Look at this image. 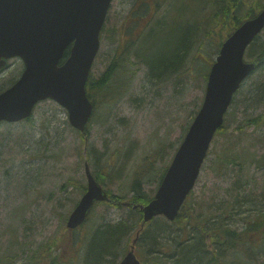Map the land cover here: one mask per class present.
I'll return each mask as SVG.
<instances>
[{
    "label": "rangeland",
    "instance_id": "374dc122",
    "mask_svg": "<svg viewBox=\"0 0 264 264\" xmlns=\"http://www.w3.org/2000/svg\"><path fill=\"white\" fill-rule=\"evenodd\" d=\"M253 1L258 0H244V9H250ZM194 2L113 0L92 72V78H104V84L99 91L89 90L96 103V114L87 129V150L83 135L70 124L66 109L54 100L41 101L30 121L0 126V264H85L86 236L99 220L116 221L124 216L127 210L122 203L132 196L134 179H141L143 191L154 196L159 184L157 179L170 165L203 102L206 74L231 25L219 27L203 44L189 49H198L195 56L200 62L199 71L206 77L198 73V65L195 69L196 62L187 61L192 58L189 54L166 72L167 76H172H153L148 65L139 59L140 54L136 50L130 52L127 44L137 41L140 29L147 24L156 28L158 21L167 18L172 5V16L177 17L183 11L187 20L179 28L192 29L193 25L187 22L197 19ZM136 24L138 30L134 31ZM208 28V22L204 23L203 29ZM156 35H145L141 47L145 48L147 56L159 61L174 39L169 35L156 38ZM148 39L153 44L150 49L144 46ZM119 52V58L124 57L123 52L127 60L122 73L114 58ZM10 62V66L0 71V89L9 86L21 72L19 59ZM254 79L255 76L245 81L226 116L231 127L229 133L251 111L255 114L264 111V106L252 104ZM117 85L120 92L113 98ZM111 98L115 101L111 102ZM244 130L262 137L264 125L249 124ZM234 134L244 136L240 130ZM226 145L225 136L216 135L190 200L197 211L204 204L212 203L213 207L215 202L225 212L227 189L231 188L234 178L240 183L250 181L245 191L253 193V204L241 202L239 213L235 211L234 215L225 216L223 223L225 230L228 226L237 230L236 240L229 235L226 244H213L212 248L222 251L221 264H264V229L251 232L245 226L248 220L264 213V167L255 164L243 170L227 169L225 173L226 169L215 162ZM259 148L258 154H261L262 142ZM86 162L109 193L115 195V201L110 205L98 204L92 218L71 232L67 220L82 195V187L86 188ZM149 168L153 171L151 177H148ZM217 210L221 211L213 209ZM136 250L147 264L145 248L137 244Z\"/></svg>",
    "mask_w": 264,
    "mask_h": 264
},
{
    "label": "water",
    "instance_id": "95a60500",
    "mask_svg": "<svg viewBox=\"0 0 264 264\" xmlns=\"http://www.w3.org/2000/svg\"><path fill=\"white\" fill-rule=\"evenodd\" d=\"M111 0H0V67L3 58L20 55L27 68L22 77L0 94V120L28 117L35 103L51 97L69 111L71 123L84 130L92 112L85 84L99 48V32ZM264 28V8L243 22L223 42L211 67L204 102L163 178L143 207L145 221L165 214L173 220L199 177L216 130L222 125L234 93L254 69L244 55ZM74 40L71 56L58 66ZM88 190L68 219L81 224L96 200L107 199L87 167ZM119 264H142L134 247Z\"/></svg>",
    "mask_w": 264,
    "mask_h": 264
},
{
    "label": "trees",
    "instance_id": "16d2710c",
    "mask_svg": "<svg viewBox=\"0 0 264 264\" xmlns=\"http://www.w3.org/2000/svg\"><path fill=\"white\" fill-rule=\"evenodd\" d=\"M160 0H155L159 3ZM250 9L245 10L244 0H195V8L197 13V19L189 20L187 23L192 24V29H187L183 31L179 26L185 23V16H183V11L177 17L172 16L173 5L171 12L168 14L167 18L158 21L154 25L145 26V28L140 29V34L137 41H131L127 44L129 51L133 52L136 50L139 53V59L151 70L153 76H167L168 70L176 67L178 61L185 60L187 54L191 55L190 62H196V67L198 65V73L200 62L196 59L195 51L197 48L189 50L192 46H200L205 42L213 33L218 32V28L230 24L231 33L236 27H238L242 21L247 18L256 15L259 9L264 6V2L261 0L253 1ZM188 12V10H184ZM208 22V29H203L204 23ZM155 30L156 38L160 35L172 36L173 41H171L163 54L161 60H157L151 55L147 56V52L144 51L143 46L141 47L142 38L147 35L151 36V33ZM215 29V30H214ZM134 31L138 30V24L134 25ZM213 30V32H212ZM158 32V33H157ZM221 35V32H220ZM155 38V39H156ZM223 41H220L218 47L221 46ZM152 42H145L144 46L150 49ZM120 52L114 58L118 64V71H125L127 60H125L126 54L121 52L123 58H119ZM246 56L253 62L256 63V70L247 78L254 77V88L252 90V104L257 106H264V31L256 37V39L249 46ZM139 61V62H141ZM187 61L185 63H187ZM201 61V60H200ZM115 62L112 68L115 66ZM261 72L259 75L258 73ZM107 74V73H106ZM208 74V72H207ZM206 74V76H207ZM200 75L205 76V74ZM172 76V75H168ZM167 76V77H168ZM205 76V77H206ZM16 79L12 80L9 84H12ZM206 80V78H205ZM205 83V82H204ZM104 84V78L97 79L91 78L88 83V90L93 88L96 91L102 89ZM243 87V85H242ZM241 89L236 93L233 103L236 100L237 94L242 91ZM4 89V88H2ZM0 89V91L2 90ZM120 92V85L115 87V94ZM112 99V98H111ZM115 100L112 99L111 102ZM246 107L245 110H247ZM96 114V111H95ZM229 114V113H228ZM227 114V115H228ZM247 118L236 126L232 133L231 127H228L227 119L224 125L218 130L216 135H224L227 141V145L219 152L216 156V165L218 167L225 168V173L227 169L233 171L236 167L242 170L251 165L257 167H264V134L262 137H256L252 133H246L244 130L245 125L254 124L255 126L264 125V111H260L255 114L251 111L247 114ZM236 130H240L244 133V136L234 134ZM263 143L262 153L258 154L259 144ZM164 170V169H163ZM97 179L101 182L97 173L93 172ZM165 171L161 173L160 178L157 179L159 183L164 175ZM153 174L152 169L148 170V177ZM237 175V174H235ZM251 178V177H249ZM142 180L139 178L134 179L132 183V196L127 200L128 205L123 203V208L127 210L124 216H121L119 220L116 221H103L96 222L91 228L89 234L86 236V260L85 264H103L104 262H109V264H116L119 259L125 255L129 249V245L135 236L137 231L141 229L143 223V215L140 206L147 203L152 196L145 193L142 188ZM248 180L239 182L236 178L233 180L231 188L228 190V200L225 205V212L222 211V207H218L216 203L204 204L201 206L200 210L197 211L195 204L190 200L191 195H189L187 200L184 202L182 208L176 219L174 221H169L163 216H158L145 224L143 230H141L137 244L140 247L145 248L148 254L147 264H221L220 257L222 255L216 248L212 249L213 244L222 243L223 233L232 236L236 240L237 230L227 227L224 229L223 223L225 221V216H230L238 211V206L241 202L252 203L254 199L253 193L246 192ZM102 183V182H101ZM81 192L83 193L85 187ZM110 194V193H109ZM111 202L115 201V195L110 194ZM253 204V203H252ZM107 205H110L108 202ZM220 209L221 211H213V209ZM237 208V209H236ZM93 210L91 211L88 221L92 218ZM228 214V215H227ZM223 215V217H221ZM245 220V219H244ZM226 222V221H225ZM246 229L251 232H262L264 229V213H261L254 220H248V225L246 224ZM234 234V235H233ZM239 234V233H238ZM209 238V240H208ZM224 243H227L225 241ZM9 253V251H8ZM9 255H12L9 253ZM13 256V255H12ZM11 256V257H12Z\"/></svg>",
    "mask_w": 264,
    "mask_h": 264
}]
</instances>
